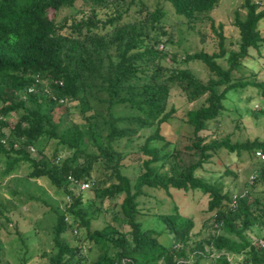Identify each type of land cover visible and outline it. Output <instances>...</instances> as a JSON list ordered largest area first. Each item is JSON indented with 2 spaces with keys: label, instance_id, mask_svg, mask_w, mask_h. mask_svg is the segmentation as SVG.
Instances as JSON below:
<instances>
[{
  "label": "trees",
  "instance_id": "trees-1",
  "mask_svg": "<svg viewBox=\"0 0 264 264\" xmlns=\"http://www.w3.org/2000/svg\"><path fill=\"white\" fill-rule=\"evenodd\" d=\"M220 1L157 0L151 10L142 0H0L3 174L13 175L26 164L28 179L44 178L68 198L62 210L51 208L52 250L41 256L44 264H87L82 247L67 239L74 228L83 230L81 242L93 243L100 252L92 264H116L122 259H128L127 264L191 260L197 264L207 249L219 253L216 264H230L229 254L242 257L237 264H264V244L249 237L253 227L264 229V163L255 158L257 151L264 152V140H232V134L219 137L215 131L205 134L209 123L225 111L229 92L251 86L264 100V81L244 77L249 50L259 53L264 46V33L258 29L264 0H243L244 15L234 11L236 50L226 49L224 25L208 15ZM164 3L190 29L201 16L206 18L215 50L186 53L181 60V64L201 62L208 71L206 80L187 68L164 66L167 55L159 50L169 40L162 23ZM134 7L136 16L125 22ZM64 9L71 12L61 16ZM172 86L181 90L187 103L202 100L186 113L191 139L185 149L195 160L185 165L181 152L161 133L162 125L176 119L177 109H167ZM115 106L127 108L128 115H114ZM144 131L148 133L142 142L131 148ZM121 140L128 151L118 147ZM30 146L36 156L29 152ZM61 150L68 153L63 159ZM220 151L238 157L247 154L256 161L251 192L234 195L224 189L221 179L209 182L198 176ZM128 163L139 167L134 179L124 172ZM223 174L235 176L228 169ZM68 177L91 183L89 191L101 204L121 197L125 233L110 224L92 229L83 193ZM145 189L161 190L169 197L171 189L199 191L207 197L214 233L192 243L194 221L175 207L174 213L158 216L172 237L170 245H162L157 232L142 228L136 220ZM19 242L23 246L20 236ZM19 264L27 261L23 258Z\"/></svg>",
  "mask_w": 264,
  "mask_h": 264
},
{
  "label": "rangeland",
  "instance_id": "rangeland-1",
  "mask_svg": "<svg viewBox=\"0 0 264 264\" xmlns=\"http://www.w3.org/2000/svg\"><path fill=\"white\" fill-rule=\"evenodd\" d=\"M149 8L153 9L157 0H142ZM243 0H221L216 7L208 14L216 23L224 25L226 37L225 47L227 50H236L239 37L237 30L233 27V13L239 10L241 15L244 11L240 9ZM259 2L260 0H254ZM165 16L162 20L166 28L169 40L159 46L167 56L163 62L166 67H183L190 70L197 78L206 80L208 71L198 61L181 64L186 53H194L200 50L212 52L215 50V41L208 28V22L204 16L190 29L186 20L174 13L169 3L163 4ZM134 7L124 21H131L136 16ZM71 12V9H64L61 16ZM258 29L264 33V19L258 24ZM203 36V38H201ZM249 57L245 60L244 77L248 81H264V46H261L259 53L253 49L249 50ZM225 67V62H219ZM253 74V75H252ZM202 100L194 103H187L183 93L177 86H172L167 109H177L176 119L161 126L162 135L170 141L181 154L182 163L188 164L195 160L190 151L185 147L190 144L191 128L186 123V113L200 106ZM225 111L215 121L209 123L205 134L215 131V136L232 134V140H245L258 138L264 140V100L257 88L247 86L238 92H229L227 99L223 102ZM114 115H128V109L123 106L112 108ZM238 126V128H236ZM107 128H103L102 135H105ZM148 131L141 132L135 138L132 147L142 142L143 136ZM118 147L124 148V141L117 142ZM52 146H50L51 148ZM128 151L130 148H124ZM37 155L35 153L32 154ZM68 155L67 151H59V158L63 159ZM131 164V165H130ZM256 161L247 154L239 157L220 151L210 163L206 164L198 176L214 182L221 179L225 190L234 195H240L246 191L251 192L250 175L256 167ZM124 172L132 179L139 173V167L135 163H128ZM4 161L0 158V264H19L25 259L27 264H44L41 256L50 254L52 250L51 226L54 222V214L51 208L62 210L66 202L65 196L55 188L51 187L43 179H28V165L20 164L15 174L4 175ZM228 169L233 175L225 176L223 172ZM146 196L139 199L141 212L136 220L144 229H151L158 233V241L168 246L172 243L171 235L166 231L164 224L159 220V215H170L178 212L186 218L194 221V228L191 233V242L202 240L212 233V214L206 211L207 197L199 191L171 189V196H167L161 190H144ZM83 207L92 218V229H102L107 224L115 227L120 233H125L126 228L120 214L121 197L107 203H100V200L93 196L89 190L82 191ZM115 218V220H113ZM76 234L67 235L71 243L82 247L86 256L87 264H92L99 256L98 248L90 242H81L84 238L82 229L74 228ZM18 232V233H17ZM22 238L23 246L19 242ZM253 242L264 244V229L253 227L249 233ZM219 253L207 249V255L202 256L197 264H216L215 259ZM230 264H237L242 261L241 256L227 255ZM186 264H193V260Z\"/></svg>",
  "mask_w": 264,
  "mask_h": 264
},
{
  "label": "built area",
  "instance_id": "built-area-1",
  "mask_svg": "<svg viewBox=\"0 0 264 264\" xmlns=\"http://www.w3.org/2000/svg\"><path fill=\"white\" fill-rule=\"evenodd\" d=\"M38 82V79L36 80V83ZM34 88H29L28 89V92H33ZM5 141L2 140V143H4ZM29 152L31 154H34L35 153V148L34 147H29ZM255 158L260 161V162H263L264 163V152H261V151H257L255 153ZM253 179V175H250V180ZM68 181H71L73 184H75V186L79 189V191H86V190H89L92 186L91 183L89 182H78V181H75L74 179H72L71 177H68ZM68 199V198H66ZM74 233H76V231H74ZM262 245V244H261ZM128 262V259H122L119 263H116V264H127Z\"/></svg>",
  "mask_w": 264,
  "mask_h": 264
}]
</instances>
